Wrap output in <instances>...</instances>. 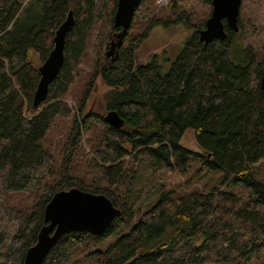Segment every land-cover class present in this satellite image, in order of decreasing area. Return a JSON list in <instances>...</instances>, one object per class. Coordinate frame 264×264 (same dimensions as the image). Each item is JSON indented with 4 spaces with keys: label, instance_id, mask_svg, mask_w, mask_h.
I'll return each mask as SVG.
<instances>
[{
    "label": "trees",
    "instance_id": "trees-1",
    "mask_svg": "<svg viewBox=\"0 0 264 264\" xmlns=\"http://www.w3.org/2000/svg\"><path fill=\"white\" fill-rule=\"evenodd\" d=\"M186 1L171 0L163 18L145 22L140 5L121 37L117 0H0V264H24L45 206L72 188L105 196L121 213L102 235L64 234L43 264H264V183L251 173L264 159V40L245 44L259 27L239 16L237 33L225 27V40L204 45L198 32L210 13L194 20L188 8L176 14V3ZM194 1L210 7L212 0ZM69 12L64 64L34 107L38 68ZM176 24L188 36L164 60L168 69L158 55L136 65L150 32ZM136 25L141 30L125 45ZM97 79L108 88L106 112L124 121L120 129L87 109ZM188 130L200 152L181 144ZM196 157L222 173L223 186L245 185L252 195L161 192L136 216L138 167L174 173Z\"/></svg>",
    "mask_w": 264,
    "mask_h": 264
},
{
    "label": "rangeland",
    "instance_id": "rangeland-1",
    "mask_svg": "<svg viewBox=\"0 0 264 264\" xmlns=\"http://www.w3.org/2000/svg\"><path fill=\"white\" fill-rule=\"evenodd\" d=\"M171 0H144L141 2L139 16L145 22L149 18L156 15L163 18L164 10ZM177 4L176 14L180 9L188 8L194 15L193 20L203 18L211 12V6L206 7L201 3L189 0L186 2H179ZM239 16L258 25V30L255 34L245 37L244 43H250L254 46L261 44V39L264 40V0H243L240 8ZM209 15L206 16L208 19ZM173 19L172 17H168ZM140 20V18H139ZM141 30L139 25L132 28L124 44L133 38L137 31ZM261 33V34H260ZM188 31L182 24L172 25L169 28L155 27L145 39L140 47L135 52L136 65H146L151 57L158 55L160 63L164 69H168L169 63H164V60L172 61L183 43L187 39ZM108 88L100 79L95 82L94 88L90 94L87 102V109L94 113L104 116L106 115L105 104ZM67 103L74 106L71 98H67ZM181 144L192 152H200L195 142L193 132L188 130L184 134ZM85 152L89 155L88 150ZM201 154L204 153L201 151ZM81 169L87 172L86 162L81 161ZM135 174L134 185L136 189V202L134 203V210L136 216H140L141 212L150 209L155 200L160 196L161 192H170L172 196H181L192 191L207 193L213 190H224L240 196L243 199H248L252 195V190L241 184L222 185V173L218 170H211L203 168L198 157L190 159L187 169L184 171H176L174 173H155L150 167L141 165L137 168ZM251 173L255 181L264 183V159L251 166ZM151 203V204H150ZM155 204V203H154Z\"/></svg>",
    "mask_w": 264,
    "mask_h": 264
},
{
    "label": "water",
    "instance_id": "water-1",
    "mask_svg": "<svg viewBox=\"0 0 264 264\" xmlns=\"http://www.w3.org/2000/svg\"><path fill=\"white\" fill-rule=\"evenodd\" d=\"M143 0H117L113 23L121 29L123 37L129 30L135 10ZM243 0H212L211 12L204 28L198 32L200 42L208 45L227 38L225 27L238 32L237 21ZM73 25L72 13L66 15L53 37V47L45 61L38 68L39 80L33 94L32 105L37 107L45 101L50 84L57 78L64 64L66 34ZM117 41L118 43L121 42ZM260 89L264 95V69L260 78ZM104 122L116 129L124 125L122 118L115 111H109L103 117ZM110 200L103 195H93L72 188L54 194L45 206L44 225L40 229L35 244L25 253L24 264H43L44 259L64 235L70 232L88 231L102 235L120 215Z\"/></svg>",
    "mask_w": 264,
    "mask_h": 264
}]
</instances>
